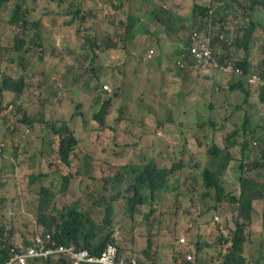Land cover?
Wrapping results in <instances>:
<instances>
[{"label":"trees","instance_id":"16d2710c","mask_svg":"<svg viewBox=\"0 0 264 264\" xmlns=\"http://www.w3.org/2000/svg\"><path fill=\"white\" fill-rule=\"evenodd\" d=\"M34 1L0 0V29L2 32L9 30L8 42L0 41V53L5 47L4 57L7 59L0 57V92L9 91L20 97L24 93L27 103L33 101L35 92L24 90L25 85L34 89L36 88L34 85L40 86L44 80L46 85H50L47 89L53 92L57 83L55 77L68 70V66L65 65L71 61L77 44L80 49H84V41L90 38L88 47L91 51L102 52L105 50L103 44L91 39L90 26L88 25L90 20L86 18V22L81 21L80 6L85 0L41 1V4L36 5V10L35 7L33 10ZM37 1L40 3L39 0ZM242 1H246V4H243ZM256 6L264 7V0H211L205 1L203 4L193 3L191 17L195 15L196 20L193 23L191 20L182 25L181 17L175 16L171 11L167 13L159 11L153 6L151 0H128L126 4H121L119 10L123 9V12L127 13L124 36L136 40L141 36L143 38L141 44H135L125 40L121 42V37H119V45L125 51L127 62L120 70L113 71L119 74L115 79L118 93L111 92L108 85L111 83L105 80V75L99 74L93 77L94 81L91 78L85 81L87 94L84 92L83 98H88V95H91L93 106L97 102L101 103L97 110L92 111L93 120L86 118V122L92 124L94 121L98 126L97 129L104 128L107 123L105 117L111 114L112 102L119 99L127 113H138V118L143 120L139 131V139L142 143L139 144L138 149L141 150L142 156L146 155L150 158L115 165L113 173L104 178L96 187L97 184H93V180L88 174L92 168L96 167V162L92 160L91 163L90 156L86 152L85 155L78 156V151L82 147L80 141L74 136V129L69 127L70 121L60 124L49 122L45 119V109L39 106L36 108L38 118L33 119L27 113L17 114L19 122H23L28 127H32L33 122L44 124L53 135V140L45 138L41 146L30 154L34 159L31 166L35 167L32 172V180L39 179L43 175L39 171L40 158L47 160L45 176H52L47 184H41L32 190L34 195L36 194L37 201L34 212L35 223L42 226L45 231L51 232L58 243L75 249L87 248L93 253H98L106 246L107 242L113 241L115 218L121 217L123 223L126 215L133 219L141 205L148 207V213H157L162 207L166 193L181 187L182 184L195 187V170H190L188 172L190 174L181 180L185 166L182 160L172 162L170 166L160 165L152 158L160 156L157 146L152 143L143 144V142L144 140L147 142L148 138L146 137L152 133V127L156 124L163 126L165 132L172 130L174 128L172 123L179 124L186 116V112L183 111L182 118L172 117V115H180L179 104L183 103L189 107L190 100L198 99L194 87L199 82L202 70L208 69L201 62L199 63L193 55L194 53L191 52V47L194 44L192 35L196 33L199 38H210L211 48L219 64H230L233 71L237 72L224 73L218 68L211 67V73L214 75L227 76L228 82L225 83L230 92L239 91L241 93L239 96L241 105L236 104L234 108H238L236 110L238 112L243 110V114L239 116L241 122H238L241 125H236L229 130L225 128L224 123L232 115L231 122L234 124L238 119L236 115L228 112L223 115V118L216 119L211 113L215 109L220 110L226 105H230V103L227 104L223 100L216 102L211 99L200 105V109L209 113L207 117L200 118V140L198 142L200 150L203 148V160L200 159V164L198 162L194 164L196 169L200 167L203 188L201 199L206 196L210 197L212 188H214V202L212 206L206 208V211L215 212L227 207L232 214L235 227L229 234H224L221 222L209 219L206 224L210 227L212 237L215 238L217 245L224 246L225 243L230 242L221 264H262L264 261L262 242L251 239L249 232L245 231V227L250 224L251 212L256 210V206H253L252 202L256 204V201H261L264 217V83L261 80L264 78V73L256 70L255 66L257 63L264 69V58L260 62L253 61L254 47L257 41L256 34L259 33V37L264 41V18L262 22L259 21L256 18L259 13L254 12L255 16L246 15L247 22L241 29L238 28L239 22H237V28L234 26L236 20H239L237 16L239 13L254 11ZM92 8L90 7V10H93ZM212 8V15L208 16L207 11ZM33 12H38V15L33 17ZM156 20L159 22L157 24L161 30H158L160 35H155ZM228 21L233 29L230 35H228V31L222 30ZM218 24L221 25V30L217 29ZM258 24L260 28L257 27ZM138 25L141 26L137 27ZM145 29L148 30L147 33H144ZM72 31L77 38V43L59 40L66 44L71 53V57L67 59L70 55L69 52L61 53L60 43L57 40L61 35L68 38L67 36ZM214 31L216 33L211 34ZM79 32L81 35L78 38ZM170 36L176 40H169ZM223 38L226 39L222 43ZM216 43L227 50L233 48L237 53L235 56L227 54L219 58L213 47ZM44 49L48 52L46 55L42 53ZM50 61L54 66L49 65ZM145 63L150 67L160 65L159 92L153 91L157 95L158 101H154L156 99L154 97L148 102L144 99V94L149 91L147 85L150 86L153 82V77H148L144 68ZM14 67L18 70L15 71ZM130 68H132L131 74L129 73ZM183 68L189 74L194 72L188 82V88L181 93L182 96L178 103L163 100L161 94L166 85L170 83L167 81L168 75L181 72ZM53 69L56 70L52 72ZM12 70L19 74L17 78H13L11 74L2 73L3 71L14 73ZM142 78L146 81H143ZM136 79L143 86V90L137 89ZM225 83L213 80L212 93L221 91L225 87ZM58 85L62 89L68 90L66 86L59 83ZM102 85H105L106 88H102ZM202 92H200V99L203 98ZM151 106L161 107L162 110H165L161 114L168 115L170 113L168 123L158 122L157 115L160 113ZM172 106L173 109L170 108ZM17 107L21 108L19 105ZM193 112L198 113V108L194 107ZM205 124H209L211 128L209 132L203 127ZM175 128L179 135L180 126ZM221 131L223 141L218 143L216 132L221 133ZM121 133L122 135L136 133V130L134 127L127 128L126 131L122 128ZM136 136L138 137L137 133ZM159 138L161 139V137ZM167 139L168 135L164 140L167 141ZM184 145L185 149H189L188 143ZM259 145L261 148H258ZM110 149L122 151L123 155L128 152L119 146L117 140L111 143ZM135 151L136 149L133 152ZM76 160H78V164ZM62 166L68 168L69 174L60 176L61 187L59 192H56L53 187L58 176L52 171V168L58 169ZM72 168L74 173L71 172ZM97 168H99L98 165ZM229 175L232 176V179L227 180L226 176ZM221 176L225 180L222 181ZM115 184H119L117 194L105 195L103 191L110 189ZM68 194H70L69 198L65 199L64 197ZM121 207H123V212L121 216H117V210H120ZM214 219H218L217 215ZM142 221H147V213L143 214ZM131 231V228L124 225V233ZM2 232L3 228L0 227V264L5 263L9 252V246L2 239ZM30 241H24L23 245L29 244ZM205 243L211 244L207 240ZM244 245L250 249L249 252L244 251ZM187 248H191L188 240L181 246V249ZM202 248V244L197 247L200 251ZM15 249L16 247L12 245V250ZM181 249L178 250L182 251ZM204 259H208V257L204 256ZM141 260H138L137 264H143L140 263ZM145 261L148 263L147 260ZM67 262L68 259L63 258L58 264ZM28 264L50 263L43 260H31Z\"/></svg>","mask_w":264,"mask_h":264},{"label":"rangeland","instance_id":"374dc122","mask_svg":"<svg viewBox=\"0 0 264 264\" xmlns=\"http://www.w3.org/2000/svg\"><path fill=\"white\" fill-rule=\"evenodd\" d=\"M39 1L40 3H38L37 0L34 1L32 7L33 10L34 7L36 10V5L41 4V1L48 0ZM153 1L155 2V0ZM242 3L246 4V1H242ZM189 5V1H182L181 3L182 9L187 8ZM255 10L260 13L262 18L264 17V7L256 6ZM32 15L34 17L38 15V12H33ZM246 15L252 16V12L248 11L247 13H239L237 15L239 18L238 28L241 29L243 24L247 21ZM156 22L158 21L156 20ZM257 27L260 28L259 24ZM103 28L105 36L111 32L110 23L107 20L105 21ZM222 30L228 31V35L233 32L230 21L227 22L226 26ZM216 31L211 32V34L216 33ZM147 32L148 30L145 29L144 33ZM80 35L81 32L77 34V37L79 38ZM258 36L259 33L256 34L257 41L253 53L254 62H260L264 58V41ZM142 38L143 36L139 37L135 44H141ZM8 39L9 30L2 32V29H0V41L6 43L8 42ZM225 39L226 38L222 39V43ZM105 43H107V38H105ZM213 47L219 58L220 56H226L227 54L235 56L237 53L234 52L233 48H229V50H227V48L222 47L218 43L214 44ZM78 48L79 46L76 50H78ZM59 49L61 53L69 52L68 54H71L65 43H60ZM5 50L6 48L4 47V50L0 53V57H3V59H6L4 57ZM42 53L46 55L48 52L44 49ZM114 57H117V62L123 64V48L118 49L117 55ZM49 65L54 66L52 61H50ZM255 66L256 70L264 73V69L259 64L256 63ZM144 68L149 77H151L156 71V66L150 67L146 63ZM14 70L16 71L18 69L14 67ZM14 70H12L14 73L11 71H3L2 73L11 74L13 75V78H17L19 74L15 73ZM182 70H184V68ZM97 73L98 72L96 70L94 72L89 70L88 75L93 77L94 74ZM92 79L93 78H91V80ZM134 79L135 78L133 77V80ZM181 79L182 83L178 86V88H174L173 82L166 85V93L161 94L163 100L178 103L182 96V91L186 89L185 78L182 77ZM213 80H217L222 83L228 82L227 76H216L203 69L200 75V81L194 87L196 94H198V99L195 98L190 100L188 102L189 107L183 103L179 104L180 115H172L175 119H179L182 118V113L185 111L186 116L183 117L184 120L179 124L177 122L172 123L174 128L169 132H165L162 128L163 126L161 127L159 124H156L152 127V133L147 135V142L144 140L143 144L152 143L157 146L160 156L152 157L156 160V162L160 165L164 164L166 166H170L172 162L182 160L185 166L183 169L184 177L182 176L181 180L190 174L188 173L190 170H195L196 182L194 183L195 187L192 185L184 186L182 184L181 187L174 188L171 192L166 193L163 199L162 207L157 213H148V207L146 205H141L138 207L139 210L135 212L133 219H130L126 215L123 223L121 217L119 219L115 218V224H118L123 232L121 235L119 233L116 234L119 239L117 243L119 244L118 247L122 257L134 258L136 263L138 260L142 259L144 261L147 260L149 264H172L171 258L174 259L176 257L185 264H209L210 262H214L215 259H219L221 261L227 253L226 245H217L215 238L212 237L210 227L206 224V222L209 219L221 222V229L223 233L229 234L230 231L234 230V219L227 207H224L223 210L215 212L206 211V208L212 206L214 202L213 197L215 189L212 188V194L210 197L206 196L204 199H201L203 188L201 186L202 177L200 175V167L197 169L194 167L195 162L200 164V159L203 160V148L200 150V143L198 142V140H200V118H204L209 115L208 112L200 109V105L211 99L216 102L223 100L224 102H227V104L230 103V105H226L220 110L215 109L211 113L216 117V119L219 117L223 118V115L228 112L236 115L238 119L234 122V124L231 122L232 115L224 123L225 128L229 130L233 129L236 125H241L238 122H241L239 116L243 114V110L241 109V111L238 112L236 111L238 108H234L236 104L241 105V100L239 99L241 93L239 91L230 92L226 83L225 87L221 91L212 93L211 90ZM135 83L138 90L144 89L137 79L135 80ZM108 85L111 88V92L116 91L118 93L115 82ZM49 86V84L46 85L44 80H42L40 86L34 85V87H36L34 89L25 85L24 90H31L35 92L33 99L35 102L32 101L28 103L26 102L24 93L20 97L14 93H10L9 91L0 92V146L4 145L2 153L0 154V227L8 230L5 233L8 242L17 246L23 245L24 241H30L35 231L42 230V228L38 226L34 220V212L37 201L36 194L34 195L32 190L38 188L41 184H47L52 176H45V172L47 170V160L40 158L39 171L42 172L43 175L39 179L34 178V180H32V172L35 170V167L31 166L34 159H32L33 157L30 154L33 150L38 149L41 146V143L45 141V138L50 141L53 140V135L44 124L33 122L32 127H28L23 122L18 121L17 118L19 117L17 114L22 115L23 113H27L29 114L28 116L33 119H35V117L38 118L36 108L39 106L45 109V119L49 122H53L54 124L69 122L72 119L71 110L68 107L62 108V113H57L58 111L55 108L58 103L62 101L63 96H57L55 89L53 92L48 90L47 88ZM147 88L149 91L144 94V99L148 102L152 96H156L154 101H158V97L153 93V91L158 93L159 90H154L148 85ZM200 92L203 93V98L201 99ZM18 105L21 106V108H18ZM100 105L101 103L97 102L96 105L91 108L90 112L97 110ZM111 107L113 114L111 113L106 115V126L101 128V130H98V126L93 121L90 127L91 137L83 138L86 140L89 138L91 140V142L87 141L85 143L89 150L101 149L102 152V154H93L92 158L97 162L96 167L92 168L91 172L88 173L91 176H89L90 179L92 178L93 180V184H97L96 187L104 178H107L113 173L115 165L126 162H138L140 160L150 158L146 155L142 156L141 150L138 149L139 144L142 143L139 139V131L143 122L140 118H138L139 114L127 113L126 109L122 107V103L119 99L118 101L112 102ZM194 107L198 108V113L193 112ZM152 108L156 109L160 113L157 115L158 122L164 121L163 124L168 123L167 120L170 117V113L168 115L161 114L162 112H165V110H162L161 107ZM170 108L173 109L174 107L172 106ZM253 115L254 117L256 116L255 113ZM86 118L92 119V114H86L83 115L81 119H77L80 120V122L78 126L76 125V128H81L82 131V134H79L81 137V147H84L82 137L87 134V130H85V128L90 126V123L86 122ZM121 120H124L123 126L125 131L127 128L134 127L138 137L136 136V133H124L122 136L117 138L114 133V129H110V126ZM177 126H180L179 135H177L178 130L175 128ZM203 127L207 132L211 130L209 124H205ZM72 129L75 131V127H72ZM158 131L162 132H160L161 135H157ZM167 135L168 139L166 141L164 138ZM159 137H161V139ZM216 139L218 143L223 141L222 131L221 133L216 132ZM116 140L119 142V146L122 147L124 151L128 152L118 159H112L113 157L111 158L110 155H105L103 153H111L109 150L110 145ZM186 143L189 144V149H185L184 144ZM258 148H261V146L259 145ZM134 149H136L135 152H133ZM76 163L78 164V160H76ZM97 165L99 168H97ZM73 168L71 169L72 173H74ZM52 171H54L58 176L54 182L53 189L54 191L59 192V188L61 187L60 176L62 174H69V170L67 167L62 166L58 169L52 168ZM226 177L228 179H232L231 175ZM71 178L73 179V176H71ZM223 178L224 177H222V179ZM227 183H229V181H227ZM117 187L118 186L115 185L103 192L105 195H109L111 192L116 190ZM69 196L70 194L64 198L68 199ZM122 212L123 207H121L120 210H117V216H121ZM145 213L148 214L147 221H142L143 214ZM215 215H217L218 219H214ZM242 220L244 219L242 218ZM124 225L127 228H131L132 231L124 233ZM159 229L161 230L159 231ZM245 231L249 232L251 239L261 240L264 252V217L262 204L259 200L256 201L255 213L252 215L251 212L250 224L246 227ZM180 237L183 240L185 238L188 239L191 248L183 249L182 251L178 250V240ZM205 240L209 241L211 244L205 243ZM200 244L203 245L201 251L197 249ZM244 251L249 252L250 249L244 245ZM187 253L192 255L191 260L185 259ZM202 253L207 254L208 258L212 257L211 259L213 261H211V259L204 260ZM262 264H264V261Z\"/></svg>","mask_w":264,"mask_h":264},{"label":"crops","instance_id":"0c3cea01","mask_svg":"<svg viewBox=\"0 0 264 264\" xmlns=\"http://www.w3.org/2000/svg\"><path fill=\"white\" fill-rule=\"evenodd\" d=\"M85 0L84 3L80 6L82 17L81 21L84 23V21L88 18L90 20V23H88L89 27V33L90 37L93 41L98 42L99 44H103L105 47L104 51H97V52H86V51H75L72 53V59L71 61L66 64L65 66H68V70L65 71L63 74H59L58 77L56 76L57 83L55 86L59 89V91L64 95V98L62 101L58 103L57 111H61L62 108L68 107L69 109L72 108V101L73 100H81L83 98V94L86 93V84L85 81L91 77L83 75V71H88L90 68H98L101 71V75H105V80L112 84L113 80L117 78L119 75L118 73H114V70H120V68H123L126 61V55L124 51V58H123V64H120L117 62V57H114L117 55V50L120 49L119 45V37H121V42L125 40L128 43H135L137 40L129 39L124 36L123 32L127 26L126 23V17L127 13L123 12V9L120 11L119 7L121 4H126L128 0ZM152 4L154 7H168V10L172 12L177 17H181L182 19V25L185 23H189L192 20V23L195 22L196 16L191 17V9L193 3L203 4V2L211 1V0H161L163 2H166V5H161L158 3L157 0L155 2L153 0ZM182 1H189L190 5L187 8L182 9L181 3ZM90 7H93V10H90ZM134 10H136L135 7H133ZM108 21L110 23L111 32L105 36L103 31V25H105V21ZM85 21V22H86ZM170 21V20H169ZM155 25V35H160L161 33L158 31L160 30L158 27V22H156ZM73 24V23H72ZM75 24V22H74ZM73 24V25H74ZM179 24V25H181ZM141 25H138L137 27H140ZM217 29L221 30V25L218 24ZM161 31V30H160ZM174 35V32H173ZM68 38H64L63 35L61 37L58 36V42L61 43L59 40L69 41L73 43H77V38L73 34V31L67 36ZM105 38H107V43H105ZM169 40L175 41L176 39L172 36L169 37ZM63 41V42H64ZM109 47H112V49H109ZM71 57V54L67 57L69 59ZM155 66V65H154ZM153 67V66H152ZM131 69H129V73L131 74ZM56 69H53L52 72H54ZM148 75V74H147ZM161 75V69L160 65L156 66L155 73L151 76L153 77V82L151 83L150 87H152L154 90H159L158 84H159V76ZM194 75V72L192 74L187 73L185 70H182L181 72H178L176 74H169L167 77V81L174 83V88H178L179 85L182 83V77L185 78L186 82V88H188V82H190V77ZM149 77V76H148ZM176 77H178L176 79ZM143 81H146L144 78H142ZM66 86L68 90L62 89L59 85ZM165 87V85H164ZM182 92H185L184 90ZM166 93V87L162 94ZM156 98V96H152ZM84 101L86 102L85 109H90L91 106H93L92 103V96L88 95V98H85ZM81 103V101L79 102ZM144 117V115H143ZM79 122L76 120L72 121L70 124L71 127H75L74 136H76L77 133L80 134V128H76V125L78 126ZM91 125V122H90ZM113 129L115 128L114 125H112ZM121 132V130H120ZM120 132H117V138H119ZM111 153L114 156L120 157L122 156V151H113L109 148ZM85 155V150H80ZM91 155V154H90ZM79 156H82L79 154ZM91 163H92V155L90 157ZM96 162V161H94ZM97 163V162H96ZM99 167V166H98ZM253 206H255L254 203H252ZM255 211V210H254ZM252 211V213L254 212ZM172 264H175L173 262V259L171 260Z\"/></svg>","mask_w":264,"mask_h":264},{"label":"clouds","instance_id":"9594fccd","mask_svg":"<svg viewBox=\"0 0 264 264\" xmlns=\"http://www.w3.org/2000/svg\"><path fill=\"white\" fill-rule=\"evenodd\" d=\"M158 1V3H160V6L163 4V5H166V2H163V1H161V0H157ZM155 8H158V7H155ZM158 10L159 11H162V12H164V13H167L169 10H168V7H161V8H158ZM212 10H213V8L212 9H209L208 11H207V14H208V16H211L212 15ZM252 12V16H255L254 15V12H258L257 10H254V11H251ZM259 13V12H258ZM259 21H262L263 20V18L261 17V15H260V13H259V15H257V17H256ZM247 19V18H246ZM237 22H239V20H236V23H235V28H237L236 27V25H237ZM247 22V21H246ZM245 22V23H246ZM244 23V24H245ZM243 24V25H244ZM262 31V30H261ZM259 37V36H258ZM209 38V37H208ZM259 38H261V37H259ZM87 40H88V42H87ZM209 40H210V38H209ZM85 47H84V49H80V47L78 48V50L77 51H80V50H82V51H86V52H93V51H91L90 49H89V47H88V45H89V42H90V38L89 39H86L85 41ZM77 47H78V44H77ZM76 47V48H77ZM103 47V46H102ZM210 48H211V43H210ZM211 51H212V55L215 57V53L213 52V49L211 48ZM36 57V56H35ZM215 59H216V57H215ZM181 67H182V65H181ZM207 68V67H206ZM208 70H207V72H209V73H211V69L210 68H207ZM89 70H91V71H97L98 73L97 74H94V76L93 77H95V76H97V75H99V74H101V71L98 69V68H90ZM89 70L88 71H83L82 72V74L83 75H86V76H89L88 75V72H89ZM222 72H224V71H222ZM224 73H226V72H224ZM235 73V72H234ZM90 77V76H89ZM93 77H91V78H93ZM262 80V83H264V78L263 79H261ZM199 81H200V78H199ZM114 82H116L115 81V79L113 80V82L112 83H114ZM104 86L105 85H102V88H104ZM55 91H56V93H57V96H63V98H64V95L59 91V89L55 86ZM56 99H57V97H56ZM81 101V103H79ZM72 108L70 109L71 110V116H72V119H71V121H70V124L72 123V121H74V120H76L77 122H80V120H77V119H81L82 117H83V115H86V114H88V115H90V114H92V112H90L91 111V108L93 107V106H91V108L90 109H85V105H86V102L84 101V99H81V100H79V99H77V100H73L72 102ZM57 107H58V105L56 106V110H57ZM74 113H77V115H74ZM111 113H112V107H111ZM106 119V118H105ZM141 119V118H140ZM142 120V119H141ZM107 121V120H106ZM143 121V120H142ZM123 123H124V120H122V121H119L118 123H115V124H113L114 125V133L116 134L117 132H120V130L122 129V128H124V126H123ZM70 124H69V127L70 128H72L71 126H70ZM90 127H91V125L88 127V128H85V130H87V134H85V135H83V137H82V142H83V144H84V147H82L80 150H85V152L86 153H88V155L91 157V155H92V157H93V154L95 153V154H97V153H101L102 154V152H101V149L100 150H89L88 149V146L85 144L87 141H89V142H91V140L88 138L87 140L86 139H83V138H86V137H91V132H90ZM110 129H113V127H112V125L110 126ZM99 130V129H98ZM82 131H81V128H80V134H82L81 133ZM120 135H121V132H120ZM157 135H161V133L160 132H158L157 133ZM116 136H117V134H116ZM122 136V135H121ZM79 141H80V139H81V137L79 136V133H77L76 134V136H75ZM119 143V142H118ZM3 147H4V145H2V146H0V154L2 153V150H3ZM93 151H95V152H93ZM79 154H81V155H83L84 153L82 152V151H78V156H79ZM91 154V155H90ZM103 154H105V155H110L111 156V158L112 159H118L117 158V156H114L112 153H110V152H104ZM121 157V156H120ZM92 160H93V158H92ZM93 161H95V160H93ZM221 180L223 181V180H225L224 178L222 179V176H221ZM227 180H228V178H227ZM116 186H118L117 188H116V190H114L113 192H111L109 195L111 196V195H113V193H116L117 194V192L119 191V184H115ZM114 185V186H115ZM114 186H112V187H114ZM253 203V202H252ZM255 206H256V204H255ZM61 208V207H60ZM255 213V211L253 212V214ZM147 216H148V214H147ZM40 226V225H39ZM248 226V225H247ZM246 226V227H247ZM41 228H42V230H38V231H35L34 232V234H33V236H32V238H31V241H30V243L29 244H26V245H14L15 247H16V249L15 250H12V245H13V243H11V242H8V240H7V237L5 236V233H6V231H8L6 228H3V232H2V239H3V241L6 243V245L7 246H9V248H8V250H9V252H8V256H7V259H6V261H5V263L4 264H7V262H9L10 261V259L11 258H13L16 254H21V255H23V257H24V260L23 261H20V260H18V259H15V260H13L12 261V263L11 264H28V262L29 261H31V260H43V261H47V262H49L50 264H58V262L61 260V259H63V258H66V259H68V262L66 263V264H102V263H100V262H98V261H88V260H85V259H82V260H78L77 262L75 261L76 259H75V257L73 256V253H78V252H82V251H87L90 255H92V256H94V257H99L100 255H101V253L103 252V251H105V250H107L108 248H114L115 249V251H116V257H117V260H122L123 261V263L124 264H137L136 263V260L134 259V258H124V257H122V255L120 254V251H119V244L117 243L118 242V237L116 236V234L117 233H119L120 235H121V233H123L122 232V230L120 229V226L118 225V224H114V226H113V233H112V238H113V241H110V242H107L106 243V246L105 247H103L98 253H93V252H91V251H89L87 248H77V249H75V248H73V247H71V246H67V245H64V244H61V243H58L55 239H54V237H53V235H52V233L51 232H49V231H45L44 229H43V227L42 226H40ZM246 227H245V230H246ZM159 230H161V229H159ZM185 240V241H184ZM184 240H182V238L180 237L179 238V240H178V245H179V247H178V249H181V246L182 245H184L186 242H187V240L188 239H184ZM181 241V242H180ZM225 245H226V248H228V246H230V242H228V243H225ZM181 250H183V249H181ZM202 256L204 257V256H207V254H205V253H202ZM173 258H171V260H172ZM185 259L186 260H191L192 259V255L190 254V253H187L186 254V256H185ZM200 259H202V258H200ZM208 259H211V258H208ZM208 259H204V260H208ZM203 260V259H202ZM211 261H213L212 259H211ZM221 261H223V258H222V260ZM221 261L219 260V259H215V261L214 262H210L209 264H221ZM173 262L175 263V264H185L183 261H181V260H178V258H174L173 259ZM140 263H143V264H148L146 261H144V260H142ZM172 263V262H171Z\"/></svg>","mask_w":264,"mask_h":264},{"label":"built area","instance_id":"2783aa9c","mask_svg":"<svg viewBox=\"0 0 264 264\" xmlns=\"http://www.w3.org/2000/svg\"><path fill=\"white\" fill-rule=\"evenodd\" d=\"M193 45L191 47V52L194 53L193 55L197 58V61L202 63L205 67L210 68H218L224 72H235L232 69L230 64H219L215 57L212 55V51L210 48V40L208 37L199 38L197 34L194 33L192 35ZM106 88V86H104ZM183 240V239H182ZM75 257V261L78 260H88V261H98L102 264H124L122 260H117L116 251L114 248H108L107 250L103 251L99 257H94L90 255L87 251H82L78 253H73ZM18 259L20 261L24 260L23 255L16 254L13 258L10 259L7 264H11L13 260Z\"/></svg>","mask_w":264,"mask_h":264},{"label":"bare ground","instance_id":"6f19581e","mask_svg":"<svg viewBox=\"0 0 264 264\" xmlns=\"http://www.w3.org/2000/svg\"><path fill=\"white\" fill-rule=\"evenodd\" d=\"M126 118V117H125Z\"/></svg>","mask_w":264,"mask_h":264}]
</instances>
